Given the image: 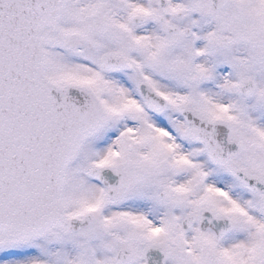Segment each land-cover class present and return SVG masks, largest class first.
<instances>
[{
    "label": "snow or ice",
    "instance_id": "obj_1",
    "mask_svg": "<svg viewBox=\"0 0 264 264\" xmlns=\"http://www.w3.org/2000/svg\"><path fill=\"white\" fill-rule=\"evenodd\" d=\"M0 264H264V0H0Z\"/></svg>",
    "mask_w": 264,
    "mask_h": 264
}]
</instances>
